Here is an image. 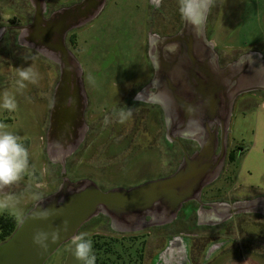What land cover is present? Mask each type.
Listing matches in <instances>:
<instances>
[{
  "label": "rangeland",
  "instance_id": "374dc122",
  "mask_svg": "<svg viewBox=\"0 0 264 264\" xmlns=\"http://www.w3.org/2000/svg\"><path fill=\"white\" fill-rule=\"evenodd\" d=\"M79 1L46 0L49 5L46 17ZM34 13L30 0H0V34L6 30L0 38V103L5 92L17 103L14 111L0 107V123L6 124L7 131L17 135L21 142L29 141L27 172L19 182L0 190V197L14 193L18 204L16 208L0 210V214L15 218L19 214V222L39 199L55 192L63 180L61 165L49 160L46 151L59 66L36 51L20 46L19 31L15 28L30 23ZM176 14L171 5L159 0H108L92 23L69 35L68 46L83 70L89 104L86 121L90 126L84 145L68 160L66 171L71 181L90 179L107 191L135 187L177 170L183 153L177 144L168 142L174 139L167 136L163 109L152 103L142 106L136 97L153 76L150 39L157 34L152 33L161 37L171 34L175 24L177 33L184 18L180 13L174 19L172 15ZM206 30L224 64L251 51L264 54V0H214L207 14ZM73 37L75 43L70 39ZM29 66L39 74L38 82L26 81V87L18 89L17 68ZM89 76L94 83L89 81ZM238 100L232 109L229 130L230 144L237 150L236 159L227 162L216 188L221 187L226 194L263 195L264 93L246 94ZM127 108L132 109V115L120 123L119 110ZM33 196L40 198L33 199ZM153 228H150L153 234L159 232L158 227ZM150 229L117 233L108 218L98 217L80 233H86V238L91 240L118 241L116 249L122 258L118 260L117 254L110 255V264H146L150 261V255L145 260L147 236L151 241L153 237L145 232ZM72 247L70 241L63 244L45 264H82L75 258Z\"/></svg>",
  "mask_w": 264,
  "mask_h": 264
},
{
  "label": "water",
  "instance_id": "95a60500",
  "mask_svg": "<svg viewBox=\"0 0 264 264\" xmlns=\"http://www.w3.org/2000/svg\"><path fill=\"white\" fill-rule=\"evenodd\" d=\"M107 1L81 0L46 17V0H30L35 9L32 21L15 27L20 46L59 66L46 151L53 163L62 166L63 180L55 192L39 199L12 236L0 243V264H45L84 225L99 216L107 217L112 230L122 234L173 223L183 205L198 201L203 189L222 173L236 99L245 93L264 90L261 53H245L222 68L218 51L207 35L209 8L202 20L194 17L197 23L184 17L175 35H154L150 39L154 77L151 88L148 87L153 89L149 91V102L162 107L167 136L176 137L179 142L180 139L196 142L198 149L192 155L185 153L173 174L135 187L103 191L90 179L71 181L67 176V161L86 138L89 104L83 70L67 38L72 31L92 23ZM5 33L6 30L0 38ZM263 208L264 199L235 206L236 211L246 212ZM46 209H55L59 214L48 219L35 218L37 212ZM53 228L60 230L59 237L55 242L49 238L46 249L33 243L37 229Z\"/></svg>",
  "mask_w": 264,
  "mask_h": 264
},
{
  "label": "flooded vegetation",
  "instance_id": "af4514ba",
  "mask_svg": "<svg viewBox=\"0 0 264 264\" xmlns=\"http://www.w3.org/2000/svg\"><path fill=\"white\" fill-rule=\"evenodd\" d=\"M159 1L171 5L175 13L177 11L176 15H172L174 19L179 17L180 11L179 9L177 10L179 6L176 4L178 0ZM159 4L160 3H158V5ZM154 8L156 9L157 7L154 6ZM172 27L174 30L173 33L163 35L162 37L175 35L176 24ZM181 27L182 25L179 27V30ZM152 34L159 35L158 33ZM159 36L161 37V35ZM67 41L69 43V39H67ZM219 58L220 66L222 68L225 67L228 63L224 64L223 57L220 54ZM153 77L154 72L152 78L137 92L138 94L136 97L139 98V104L142 106L151 105L149 102V91L153 89H149L151 88L149 85ZM256 92L264 93V90L240 95L234 103L233 110L239 103L238 99L241 96L254 94ZM143 109L148 108L144 107ZM229 130L230 127L228 129L226 161L219 178L203 189L198 201L192 200L185 203L173 223L158 227L159 232L156 234L151 232V229L154 228L145 232L147 235L149 234L153 237L151 241V237L147 236L145 246L147 253L145 252V260L150 255V259H148L150 261L146 264H227L234 261L246 263L250 261L264 264V208L253 212L236 211L235 209V206L241 203L264 199V194L234 195L224 193L225 190H222L221 187L216 188L225 172L227 162L236 159L235 154L237 150L232 149L233 147L229 139ZM89 131L90 126L88 132ZM221 131L222 128L219 127L220 141ZM169 140L168 142L171 144H177L179 146L183 153V157L185 153H187V155H192L198 149V144L190 140L180 139L179 142L176 140V137L173 141L171 139ZM85 141L82 143L83 145ZM220 149L221 145L218 151ZM178 165H180V163ZM223 179L227 178L224 177ZM170 227L172 228L171 230L168 229ZM150 252L151 254H149Z\"/></svg>",
  "mask_w": 264,
  "mask_h": 264
},
{
  "label": "clouds",
  "instance_id": "9594fccd",
  "mask_svg": "<svg viewBox=\"0 0 264 264\" xmlns=\"http://www.w3.org/2000/svg\"><path fill=\"white\" fill-rule=\"evenodd\" d=\"M179 11L183 17L192 23L198 21L194 17L199 16L203 19V13L207 11L209 6L214 4V0H178ZM39 74L35 72L31 66L17 68V79L15 81L18 89L26 87L25 82L36 84ZM89 81L94 83V80L89 76ZM0 107L14 111L17 108L15 98L8 92L2 96ZM132 115V109H120L118 113L119 122H125ZM109 122V118L105 117V124ZM7 125L0 123V190L16 184L21 180L23 175L29 168V153L27 148L21 142L20 138L10 131H7ZM39 196H33V199H39ZM18 200L14 193L8 192L0 197V210H8L16 208ZM55 209H46L35 214L36 219H48L51 216L58 215ZM17 219H21L17 214ZM67 225V221H64ZM51 227V226H50ZM59 229L53 228L51 231L37 229L33 234V243L41 248H47L49 238L55 242L59 237ZM86 233L74 234L71 237V245L74 256L82 264H96V255L93 251V243L91 239L86 238Z\"/></svg>",
  "mask_w": 264,
  "mask_h": 264
},
{
  "label": "trees",
  "instance_id": "16d2710c",
  "mask_svg": "<svg viewBox=\"0 0 264 264\" xmlns=\"http://www.w3.org/2000/svg\"><path fill=\"white\" fill-rule=\"evenodd\" d=\"M74 31H72L71 33H73ZM71 33H69V35ZM69 35H68V37H69ZM70 39L74 40V41L71 40L72 42H74V43L76 42L75 37L70 38ZM67 44H68V41H67ZM22 143L24 144V146L26 148H28V145H29L28 140H25ZM99 217L105 218V216H99ZM106 219H107V217H106ZM19 224H20V222L18 221L17 218H15L13 216H9V215L0 214V243L8 240L12 236V234L16 231ZM86 225H84L82 227L80 232L85 228ZM102 239H104V238L102 237ZM91 241L93 243L94 254L96 255V264H110L109 263V261L111 259V258H109L110 255H116V254L118 255V260H121L122 257L120 255L119 251L116 249V247L118 245L117 240H110L107 242L106 241L101 242V240H94L93 239ZM140 251L142 252V250H140ZM103 254H105V255H103ZM105 256L107 257L106 259H104Z\"/></svg>",
  "mask_w": 264,
  "mask_h": 264
},
{
  "label": "crops",
  "instance_id": "0c3cea01",
  "mask_svg": "<svg viewBox=\"0 0 264 264\" xmlns=\"http://www.w3.org/2000/svg\"><path fill=\"white\" fill-rule=\"evenodd\" d=\"M264 49V48H263ZM259 50H261V49H259ZM257 52H259V51H257ZM259 53H261V52H259ZM262 54V53H261ZM263 56H264V54H262Z\"/></svg>",
  "mask_w": 264,
  "mask_h": 264
}]
</instances>
